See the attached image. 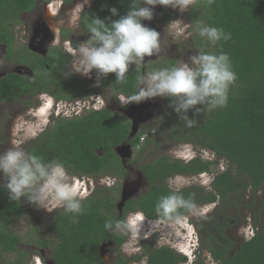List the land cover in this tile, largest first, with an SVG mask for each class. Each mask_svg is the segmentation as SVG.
Here are the masks:
<instances>
[{"label":"trees","instance_id":"trees-1","mask_svg":"<svg viewBox=\"0 0 264 264\" xmlns=\"http://www.w3.org/2000/svg\"><path fill=\"white\" fill-rule=\"evenodd\" d=\"M35 3L36 0H0V42L12 45L11 23H17L22 13L32 11ZM130 3L131 0H96L91 10L84 14L81 25L87 29L91 18L96 17L104 19L106 23L117 20L127 13ZM113 7L117 9L118 16L111 15L109 9ZM165 14L168 20L176 19L174 14ZM187 17L194 27L197 20H202L231 34V39L222 40L210 49L205 40L197 34L195 36L203 51L218 53L223 50L231 58L237 82L229 92L227 107L204 114V119L195 114V109L190 110L187 115L196 119L197 125L188 128L173 108L170 110L172 101L167 98L169 113L172 117L176 115L177 123L184 132L182 142L212 152L230 167L228 171L216 175L211 188H183L184 196L188 198L189 194H194L192 198L199 207L219 204V209H223L240 202L237 197L248 188L252 193L264 190V0H214L211 5L207 0H196ZM69 60L68 56L53 49L46 57L37 58L35 66L30 64L34 69L32 79L16 73L0 78V102L40 93H47L57 101H87L99 94L101 89H111L116 96L130 95L136 91L138 75L147 71L129 70L122 85L115 84V74H108L107 77L98 75L99 82L96 84L82 80L74 73L66 75L70 70L65 69ZM167 64L171 67L176 61L169 60ZM132 132V121L120 113L108 108L93 109L80 117L54 119L53 125L25 148L45 160L63 161L76 177L111 176L123 179L127 169L117 148L130 145L143 153L148 145L143 138L144 132L133 137ZM217 165L218 161H206L201 157L185 161L161 155L154 162L141 167L150 187L146 193L127 199L120 209L118 205L123 200L120 184L95 188L83 201L86 211L77 217L78 223H73V215L65 213L63 209L54 213L49 230L55 243L44 240L41 246L53 247L55 264H106L103 255L105 246H112L117 253L111 264L138 262L141 257L126 258L121 252L129 234L106 231L105 221L109 218L123 219L136 212H142L149 220H157L155 205L161 195L169 193L170 178L212 173ZM243 179L247 182L244 183ZM25 202L24 198L20 202L10 201L7 191L0 187L1 254L18 252L22 239L20 235L6 230L5 226L25 215ZM229 227L227 220L214 226L213 230L220 234L218 240L211 232L206 233L208 242L210 239L214 241V244L206 246L214 263L264 264V231H258L236 250V243L226 234ZM144 247L147 264L187 263L185 255L169 246L154 247L153 244L144 243ZM9 264L28 263L18 257Z\"/></svg>","mask_w":264,"mask_h":264},{"label":"clouds","instance_id":"clouds-1","mask_svg":"<svg viewBox=\"0 0 264 264\" xmlns=\"http://www.w3.org/2000/svg\"><path fill=\"white\" fill-rule=\"evenodd\" d=\"M195 2L196 0H131L127 13L117 20L106 23L99 17L91 18L86 29L90 34L89 38L77 43L75 47L66 45L65 50L72 57L70 70L66 75L79 73L89 76L93 71L103 77L115 74V84L122 85L127 79L130 66L135 65L137 68L144 64L145 57L158 55L161 51V33L146 26L142 21H151L157 6L171 7L184 13ZM207 2L211 5L214 0ZM88 4L89 0L76 3L73 9L74 21L80 19ZM109 11L112 16L119 15L115 7ZM191 27V23L177 19L170 22L166 29L170 35L187 40L193 34L192 31H187ZM193 30L212 48L222 40L231 39L230 33L202 20L195 22ZM236 82L237 74L226 52L200 50L188 57L187 62L180 60L174 66L154 68L138 75L136 91L130 95L121 94L117 99L123 107L157 97L169 98L172 101L169 106L186 127L192 128L197 125V121L189 118L187 113L195 109L196 115L201 112L206 114L227 107L229 92ZM38 99L41 102L40 107L28 113L29 116L36 118L35 121L26 120L25 116L21 115L17 117V124L14 126L15 128L31 124L38 130L23 138H13L10 146L0 151V174L5 180L0 187L7 191L12 202H20L24 198L29 204L49 213L63 209L65 213L73 215V223H78L77 217L84 215L86 211L83 201L91 193L83 191L84 184L70 173L63 161L45 160L23 147L25 142L42 132L44 125L47 124L43 119V113L51 107L53 98L47 93H41ZM189 147L184 145L173 154L180 158L183 149ZM112 183L115 181L109 186ZM168 185L169 193L161 195L155 205L157 222L191 233L193 226L188 223L189 217H203L212 206L200 208L192 198L194 194H189L186 198L183 194L186 182L180 178H170ZM144 219L142 212L129 214L123 219L109 218L104 223V229L117 234H131L132 239L138 244L140 225ZM241 232L246 240H251L255 234L251 227L243 228ZM144 238L147 239V236ZM125 250L131 255L139 253L141 248L136 246L129 249L125 246ZM147 262L148 257L144 256L139 264Z\"/></svg>","mask_w":264,"mask_h":264},{"label":"rangeland","instance_id":"rangeland-1","mask_svg":"<svg viewBox=\"0 0 264 264\" xmlns=\"http://www.w3.org/2000/svg\"><path fill=\"white\" fill-rule=\"evenodd\" d=\"M94 1L95 0H89V4L85 6L84 11L89 9ZM82 2L83 0H77L75 3L64 7L61 6V0H52L49 5H46V2H42L41 6H39L35 12L22 16L21 19H19L21 22L11 23L10 31H14L16 35V47L26 45L30 49L32 44L35 45L32 39L35 36L36 29L40 26L41 20L39 16L41 15L46 16L48 26H50L55 33L64 27L69 31L73 41L80 43L87 40L90 35L79 30V20H73V9L76 3ZM189 10L181 13L178 9L174 10L171 7L157 6L154 9L153 20L147 21L146 26L161 33V51L158 55L145 57L144 64L137 68L135 65H132L129 70L144 69L145 71H150L154 68L170 67L167 61L174 60L177 63L183 60L187 62L188 57L202 50L195 39L196 33L193 30L194 25L187 17ZM167 12L176 15V19L174 20L179 19L185 23H191L192 27L187 31H192V36L185 40L183 37H174L170 35L166 27L173 20H168V15L165 14ZM54 32H51V34ZM56 43H58V41H56ZM67 46L73 47L68 44ZM48 48L49 46H47V49ZM210 48L212 47H209V49ZM31 50L34 51L32 48ZM37 53L41 56L44 55L41 52ZM149 61L152 62L148 63ZM11 71L29 73L28 69L11 60L10 57H8L7 49H5L4 46H0V77ZM74 74L79 76L82 80L98 83V74L95 71L89 76H84L79 73ZM38 97L39 95H35L33 98L22 96L12 103L0 104V151L10 146V142L13 138H23L31 135L32 131L38 130L33 128L31 124L20 125L14 128L17 124L18 116L24 115L26 120L35 121L36 118L29 116L28 113L30 110L40 107L41 102ZM117 97L118 96L112 91L103 89L89 101H63L59 102V104L57 103L54 108H52V103L51 107L47 108L43 113V119L47 121V124L44 125L45 130L50 125V122H53V120L58 117L81 116L93 109L108 108L131 120L136 134L144 132L143 138H145V142H148V145L143 153L132 149L130 145H124L122 148L118 149L119 153L122 155L125 168L127 169L126 177L123 179H116L111 176L102 178L77 177L80 182L84 184V192L91 193L95 188L100 186L112 187L115 184H120L122 186V196L124 195L126 198L140 196L146 193L150 188L141 170L142 165L154 162L161 155H168L174 159L185 161L197 157H201L206 161H218V165L212 173H205L199 176L175 177L186 182L184 188L191 186L211 188V184L216 175L230 169L229 164L225 160H218L212 152L201 150L193 144H185L182 142L184 139V132L181 131L182 127L177 123L176 115L172 117V114L169 113L167 98L157 97L139 104L132 103L122 107ZM171 109L172 107H170V110ZM204 114L205 113L201 112L199 117L204 119ZM42 132H39L34 139L25 142L23 147L25 148L36 140ZM145 142L143 141V143ZM184 145L190 147L183 149L182 157L177 158L173 153L180 150ZM233 172L236 173L235 170H233ZM112 181H115V183L109 186ZM4 182V177L0 174V185H3ZM243 182L246 183L247 180L243 179ZM142 189L143 191H141ZM238 199H240V202L234 205L230 204L223 209H219V204L207 205L212 207L203 217L190 216L188 223L193 226V231L191 233L187 232L185 229H174L167 224L158 223L157 220H149L144 216L145 219L140 227L139 243L137 244V241L132 239L131 234H129L128 241L122 246L121 252L126 258L135 256L142 258L145 256L144 243H147V245L153 244L154 247H171L178 253L187 257V263L185 264H196L199 257H201V259L197 264H215L206 250L207 245L214 244L212 239L208 242L206 233L211 232L214 238L217 240L220 239V234L213 230L215 225L221 224L224 220L229 221L230 227L226 231V234L236 243V250L242 242L246 241L241 229L251 227L255 234L258 231H264V190L252 193L251 189L248 188L246 192H242L241 195L237 197V200ZM120 205L121 203L118 207H120ZM24 207L25 215L11 221L5 226L6 230L9 232L20 235L22 242L18 246V252L10 254L0 253V264H9L14 262L18 257L28 264H55L53 261V247L43 248L41 245L44 240L51 241L53 244L55 243V238L49 229L52 225V217L59 209L49 213L45 210L36 208L28 202L24 203ZM203 207L204 206H200V208ZM145 236H147V239L144 238ZM157 242H159L158 246ZM125 246L129 249L139 246L141 250L139 253L130 255L128 251L125 250ZM103 255L106 264H111V261L117 257V253L113 250L112 246H105ZM139 261H132L130 264H139Z\"/></svg>","mask_w":264,"mask_h":264},{"label":"flooded vegetation","instance_id":"flooded-vegetation-1","mask_svg":"<svg viewBox=\"0 0 264 264\" xmlns=\"http://www.w3.org/2000/svg\"><path fill=\"white\" fill-rule=\"evenodd\" d=\"M51 1L52 0H36L34 9L32 11H30V12L22 13L19 16V19H21L22 16H25V15H28V14H31V13L35 12L39 8V6H41L42 2H46V5H49V3ZM76 1L77 0H61V6L62 7L67 6V5L69 6V5L73 4V3H75ZM95 2H96V0L94 1L93 5L89 9L85 10L81 14L80 19H79V26H78L79 30L83 31L85 34H88V35H90V34L87 33L86 29L82 27L81 22H82V18L84 16V14L87 11L91 10V8L94 6ZM39 19L41 20L40 26H38L39 28L36 29L35 36L32 39L33 42L35 43V45H33V44L31 45V48L34 51H36V52L32 51L31 48L29 49V47H27L26 45H22L20 47H16L17 39H16V35H15L14 31L10 32L11 35H12V41H11L12 45L11 46H8L7 44L0 42V46H4L5 49H7L8 57H10V59L13 60L14 62H16L18 65H21L22 67L28 69L29 73H19V72H14V71L12 72L11 71V72L6 73L5 75H3L0 78H3L5 76H7L8 74L16 73V74H18V75H20V76H22L24 78H27V79L31 78L32 79L34 77V74H33V70L34 69L32 68V66H35L34 64L36 63L37 58L46 57L49 54V52L51 50H53V49H55V51H57L61 55L64 54V55H66V56H68L70 58V60L68 61V67L65 66V69H69L72 59H71V56L69 55V53H67V51L65 50V48H66L67 44L68 45H72L73 47H75L77 45V42H75V41H73L71 39L72 36L70 35L69 31L66 28H64V27H62L57 33H55L51 29V27L48 26L47 18H46L45 15L39 16ZM19 22H21V21L19 20L17 23H19ZM143 23L146 25L147 21H143ZM51 32H54V33L51 34ZM56 41H58V43H56ZM47 46H49L48 49H47ZM37 52H41L44 55L41 56ZM30 64H32V66ZM59 76H61V73L59 74ZM97 81L99 82L98 77H97ZM90 82H92V81H90ZM101 90H103V89H101ZM106 90L112 91L111 89H106ZM40 94H37V95H40ZM96 95H98V94H96ZM96 95H93V96H96ZM33 96H35V95H33ZM33 96L32 95H23V97H29V98H33ZM52 98L55 101V102L53 101L52 108H54L57 103L59 104V102H63V101H57L54 97H52ZM16 100L14 99L12 101L0 102V104L1 105L2 104H8V103H12V102H14ZM89 100H87V101H89ZM95 110H100V109H95ZM74 117H80V116H74ZM58 118H61V117H58ZM58 118H56V119H58ZM64 118H73V117H64ZM52 125H53V122H50V125L48 127H50Z\"/></svg>","mask_w":264,"mask_h":264},{"label":"water","instance_id":"water-1","mask_svg":"<svg viewBox=\"0 0 264 264\" xmlns=\"http://www.w3.org/2000/svg\"><path fill=\"white\" fill-rule=\"evenodd\" d=\"M136 135V131L134 130V126H133V132H132V137L133 136H135ZM123 147V146H122ZM122 147H119V148H117V153L121 156V158H122V155L119 153V150L118 149H120V148H122ZM127 199H129V198H126V197H124V195H123V200H122V202H121V205H120V209H122V207H123V205H124V203H125V201L127 200Z\"/></svg>","mask_w":264,"mask_h":264},{"label":"bare ground","instance_id":"bare-ground-1","mask_svg":"<svg viewBox=\"0 0 264 264\" xmlns=\"http://www.w3.org/2000/svg\"><path fill=\"white\" fill-rule=\"evenodd\" d=\"M142 224V223H141ZM140 227H141V225H140Z\"/></svg>","mask_w":264,"mask_h":264}]
</instances>
